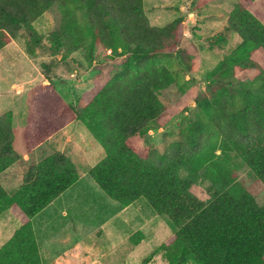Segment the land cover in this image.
Returning a JSON list of instances; mask_svg holds the SVG:
<instances>
[{"label": "trees", "instance_id": "1", "mask_svg": "<svg viewBox=\"0 0 264 264\" xmlns=\"http://www.w3.org/2000/svg\"><path fill=\"white\" fill-rule=\"evenodd\" d=\"M56 3L63 14L61 29L50 34L57 49L71 52L89 38L106 47L114 68L111 65L105 72L103 64L97 65L95 70L102 71L95 81L99 84L75 109L49 80L33 88L22 131L29 162L15 192L9 194L0 186V213L8 211L20 219L18 228L0 245V264H41L30 220L76 181L77 172L59 151L37 162L29 157L73 120L82 121L103 151L87 170L103 194L121 206L143 198L154 213L167 217L173 231L154 249L167 264H264V202L257 204L232 171L213 161L215 149L232 151L264 187V23L234 4L226 14L225 27L238 36L239 43L223 59L230 65L226 75L255 80L262 92L247 90L241 95L244 105L228 112L227 92L216 85L210 98L201 97L206 99L205 129L213 140L204 142L198 121L183 134V142L174 141L157 153L143 143L141 135L147 126H160L164 116L157 94L173 82V76L156 56L178 52L181 20L150 25L142 0H0V49L22 28L37 45L40 37L32 22ZM76 9L84 14L78 28ZM31 49L27 46V53ZM222 65L219 61L209 70L208 78ZM202 99H196L198 106ZM17 158L12 113L5 110L0 113V173ZM183 167L188 174L181 177L178 170ZM198 173L213 189L206 202L189 190ZM134 233L136 238L131 235L129 240L136 245L142 235Z\"/></svg>", "mask_w": 264, "mask_h": 264}, {"label": "rangeland", "instance_id": "2", "mask_svg": "<svg viewBox=\"0 0 264 264\" xmlns=\"http://www.w3.org/2000/svg\"><path fill=\"white\" fill-rule=\"evenodd\" d=\"M234 4L246 8L264 23V0H142V10L150 25L161 27L179 18L182 29L178 52L156 56L173 76V82L157 94L164 107L160 126H147L141 135L143 143L153 147L157 153H162L174 141L183 142V134L198 121L203 126L204 142L213 140L205 129L208 118L202 106L206 99L201 97L210 98L216 85L221 84L227 92L228 112H234L244 105L241 95L247 90L262 92L261 84L255 80L244 81L239 74L237 77L235 74V77L225 74L230 65L224 63L223 59L239 43L238 36L225 27L226 14ZM58 5L53 4L42 13L48 15L47 18L41 14L34 20V25L32 22L40 37L37 45H33L29 32L22 28L14 41L24 55L18 50L7 52L3 48L0 51V113L4 110L12 113L13 147L19 154L17 161L0 173V186L9 194L20 185L29 162L23 157L22 131L33 88L47 79L62 99L75 109L80 100L87 101L86 97L99 84L95 81L102 71L99 73V70H95L97 65L103 64L105 72L107 67L114 65L106 47L91 42L89 38L83 39L71 52H67L65 47L57 49L50 34L61 29L63 14ZM76 11L78 28L83 25L84 14ZM27 46L32 48L31 53H27ZM219 61L223 65L208 78L207 72ZM196 99H202L201 105L196 104ZM193 101L195 105H191ZM52 151L62 152L69 158L75 171L79 170L77 185L86 187H82L85 193L70 206L71 210L66 211L65 216H55V207L67 193L55 198L35 214L37 218L33 224L37 221L39 226L42 264H167L161 252H154V249L172 233L173 227L166 216L154 213L143 198L136 199L133 205L120 212V204L109 199L96 186L87 175V170L102 158L103 151L81 120H73L53 133L31 151L29 159L37 162ZM213 153L215 165L232 171L234 178L256 203L262 204L264 187L241 160L230 150L222 152L215 149ZM178 174L187 176V168H180ZM199 174L191 182L189 190L196 198L206 202L213 189L209 180ZM77 205L79 208L87 206L88 211H75ZM100 206H103V212L92 213L93 208ZM66 207L69 208V204L66 203ZM115 208L118 213L112 215L117 212ZM119 212L122 215L119 216ZM38 217H42L43 221H39ZM19 220L7 211L0 213V245L18 227ZM110 228L118 230L119 239ZM136 231H140L142 237L134 245L129 237Z\"/></svg>", "mask_w": 264, "mask_h": 264}, {"label": "crops", "instance_id": "3", "mask_svg": "<svg viewBox=\"0 0 264 264\" xmlns=\"http://www.w3.org/2000/svg\"><path fill=\"white\" fill-rule=\"evenodd\" d=\"M42 17H44V18H47L48 17V15H45V14H42ZM35 24V21H34V23H33V25ZM16 41H14V39L13 40H11V41H9L8 43H6L1 49H0V51L1 50H4V49H6L7 50V52H10L11 50H18V51H20L19 50V48H18V46H17V43H15ZM12 43V45H11V49L10 48H6L9 44H11ZM4 48V49H3ZM21 52V51H20ZM22 53V52H21ZM23 54V53H22ZM24 55V54H23ZM26 57V56H25ZM26 58H28V57H26ZM27 61H28V59H27ZM20 83H22L23 84V82H20ZM28 103V102H27ZM5 111V110H4ZM3 112V111H2ZM71 123V122H70ZM70 123H68V124H70ZM67 125V124H66ZM74 148H77L76 146H74ZM63 151V150H62ZM64 152H66V151H64ZM24 155H23V157L24 158H26L27 157V155L25 154V151H24V153H23ZM7 169V168H6ZM76 171H77V179H76V181L79 179V170H77L76 169ZM85 171V173H86V170H84ZM74 182L73 184H71L69 187H67L64 191H62L58 196H56L55 198H58L59 196H61L62 194H64V193H67V196H65L64 198H62V199H60L58 202H57V204H56V213L57 214H55V216H58L59 215V217H63V216H65L66 215V211H70L71 210V207L73 206V204H74V202L75 201H77V198L79 197V196H82L83 195V193H85V192H83V188L82 187H86V185H77V182ZM54 198V199H55ZM53 199V200H54ZM52 201V200H51ZM50 201V202H51ZM49 202V203H50ZM135 202V201H134ZM134 202H132L131 204H129V205H127V206H120L119 205V211L120 212H122L123 210H125L126 208H128L129 206H131V205H133V203ZM48 203V204H49ZM66 203L67 204H69V208H67L66 207ZM77 203V202H76ZM71 206V207H70ZM117 207H118V205H117ZM44 208V207H43ZM125 208V209H124ZM116 209V208H115ZM85 210H87L88 211V208H87V206H86V208H79V206L77 205V208H76V210L75 211H85ZM116 211L117 212H114L112 215H115V213H118V209H116ZM8 212V211H7ZM97 212V214L98 213H100V212H103V206L101 207H95V208H93V210H92V213H96ZM106 212V211H105ZM119 212V216H120V213ZM38 213V212H37ZM122 215V214H121ZM13 216V215H12ZM14 217H16V216H14ZM17 219H19L18 217H16ZM37 218V217H36ZM36 218H35V215L31 218V226H32V230H33V235H34V239H35V242H36V247H37V249H38V252H39V255H40V244H41V242H40V238L38 237V228H39V226L37 225V221L33 224V220L35 219L36 220ZM55 218H57V217H55ZM38 219H39V221H43V219H42V217H38ZM111 219H108V221H110ZM20 221V220H19ZM18 221V226H19V224H20V222ZM18 228V227H17ZM110 230H112L114 233H115V237H118V239H119V234H118V230L117 229H112V228H110ZM40 258H41V264L43 263V260H42V257H41V255H40Z\"/></svg>", "mask_w": 264, "mask_h": 264}, {"label": "built area", "instance_id": "4", "mask_svg": "<svg viewBox=\"0 0 264 264\" xmlns=\"http://www.w3.org/2000/svg\"><path fill=\"white\" fill-rule=\"evenodd\" d=\"M109 52V51H108ZM191 105H192V103H191Z\"/></svg>", "mask_w": 264, "mask_h": 264}]
</instances>
